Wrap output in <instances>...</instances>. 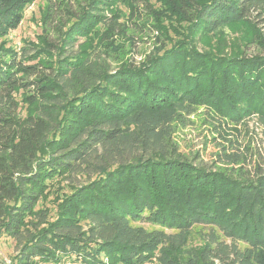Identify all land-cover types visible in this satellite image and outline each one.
I'll return each instance as SVG.
<instances>
[{
  "label": "trees",
  "instance_id": "16d2710c",
  "mask_svg": "<svg viewBox=\"0 0 264 264\" xmlns=\"http://www.w3.org/2000/svg\"><path fill=\"white\" fill-rule=\"evenodd\" d=\"M36 1L0 0V230L18 259L264 264V167H200L174 152L172 129L200 107L233 130H222L230 144L252 117L264 124V56L217 57L196 44L230 24L263 23L264 0H159L189 24V38L142 68L115 70L96 48L69 51L99 26V45L141 30L152 0H50L42 47L17 50L9 35ZM81 173L98 177L54 221L35 210L50 181ZM142 221L171 232L135 226ZM196 226L209 231L188 247Z\"/></svg>",
  "mask_w": 264,
  "mask_h": 264
},
{
  "label": "rangeland",
  "instance_id": "374dc122",
  "mask_svg": "<svg viewBox=\"0 0 264 264\" xmlns=\"http://www.w3.org/2000/svg\"><path fill=\"white\" fill-rule=\"evenodd\" d=\"M50 0H37L30 4L24 12L23 21L19 28L9 35V46L20 50L27 43H32L37 48L42 44L38 35L42 34V21ZM199 1V0H198ZM204 1V0H200ZM154 3V4H153ZM153 10L149 16L144 17L142 26L139 29H131L127 38L109 41L99 45L100 35L93 29L88 36L79 39L75 49L69 53L78 51V45L84 44V49L95 48L99 51L101 59L110 70L119 69L123 64L134 67H143L148 60L165 50L185 42L190 34L191 28L187 22L175 16L171 7L166 2L152 0ZM113 12L122 15L123 20H128L129 10L124 5H117ZM109 13V11H106ZM257 25L230 24L221 29L216 35H206L196 39L197 48L201 52L210 53L213 56L244 57L264 56V22ZM104 31V28L103 30ZM194 45V44H193ZM20 99V96H18ZM30 108L24 103L20 104L19 113L25 116ZM174 152L199 165L211 170H231L243 167L245 170H254V167H264V124L252 117L239 125L240 132L229 135L233 139L232 144L228 143L222 130L231 133L233 130L227 126H219L216 119L208 114L205 108H198L192 115L184 116L180 121L172 125ZM238 141V142H236ZM225 147V150H224ZM227 151L228 158L224 153ZM240 155V158L233 156ZM114 169V168H113ZM98 176L86 173L72 174L65 178H56L44 187L43 195L39 198L35 210L47 215L49 221H54L57 216L65 211L68 197L81 186L88 185ZM135 226H142L147 230H165L147 221L134 223ZM209 228L196 226L188 247H202L204 236ZM20 247L12 236L0 230V264H25L18 259ZM75 258H64L60 263L39 262L31 264H80ZM145 264H160L156 259Z\"/></svg>",
  "mask_w": 264,
  "mask_h": 264
}]
</instances>
